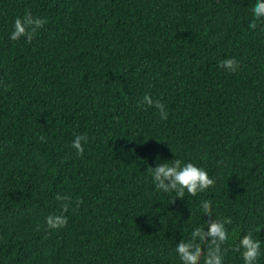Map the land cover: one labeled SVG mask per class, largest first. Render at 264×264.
<instances>
[{
	"label": "trees",
	"instance_id": "1",
	"mask_svg": "<svg viewBox=\"0 0 264 264\" xmlns=\"http://www.w3.org/2000/svg\"><path fill=\"white\" fill-rule=\"evenodd\" d=\"M250 3L0 0V264H180L172 245L199 222L200 196L233 234L253 230L264 264V21L248 28ZM25 10L45 22L12 40ZM145 92L167 119L137 105ZM175 153L213 183L154 189L147 169ZM57 192L67 222L49 228Z\"/></svg>",
	"mask_w": 264,
	"mask_h": 264
},
{
	"label": "clouds",
	"instance_id": "2",
	"mask_svg": "<svg viewBox=\"0 0 264 264\" xmlns=\"http://www.w3.org/2000/svg\"><path fill=\"white\" fill-rule=\"evenodd\" d=\"M248 12L250 17L247 19V26L249 29H255L259 21H264V0H251ZM44 22V18L34 16L30 11L25 10L22 15L13 17L9 38L17 40L23 37L26 41H30ZM236 63L237 61L231 56H224L217 60L218 65L229 70ZM136 103L138 106L153 107L158 111L160 119L168 117L164 102L159 98H153L148 92H145ZM86 141L85 134L73 135L70 145L76 155L84 152ZM156 159L158 162L155 166L147 169L156 190L165 193L174 192V197L183 198L185 193L195 194L213 183V177L208 174V169L191 159L182 161L176 153L172 159L160 160L159 154ZM56 199L62 202L61 211L44 216V223L49 228L61 227L67 222L64 211L69 208L70 197L57 192ZM196 206L201 213L198 216L199 222H193L187 230V237L180 236L172 245V251L180 264H225L226 242L239 254L242 264H259L262 241L254 236L252 229L242 234L240 232L233 234L232 230L226 227L231 223V218L214 214L212 202L206 196H200L196 200ZM202 214L208 218L201 220Z\"/></svg>",
	"mask_w": 264,
	"mask_h": 264
}]
</instances>
